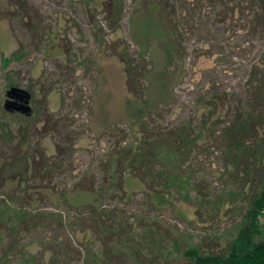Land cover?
Returning <instances> with one entry per match:
<instances>
[{
	"label": "rangeland",
	"instance_id": "1",
	"mask_svg": "<svg viewBox=\"0 0 264 264\" xmlns=\"http://www.w3.org/2000/svg\"><path fill=\"white\" fill-rule=\"evenodd\" d=\"M26 1L20 9L14 1L0 0V199L23 202L34 215L47 213L36 215L37 225L17 237L0 224V258L15 240L14 249L21 245L30 257L25 264H51L54 255L59 264H186L183 252L189 246L226 251L245 199L227 197L220 209L208 202L240 182L228 176L217 133L212 137L204 130L182 170L197 201L184 200L174 189L175 201L160 203L152 193L159 181H153L155 169L127 171L114 182L108 158L135 132L143 136L127 108L130 94L148 98L154 108L146 131L165 137L184 119L201 121L208 103L201 96L225 90L232 105L243 103L253 90L251 73L264 79V4L185 0L181 27L186 33L170 59L157 12L146 3L154 0H122L116 25L109 0ZM124 52L137 70L132 90L120 58ZM11 86L30 93L29 113L6 104ZM226 110L220 103L215 120ZM18 155H29V165L39 168L23 176L28 184L15 179L27 166L12 163ZM41 158L46 166L38 165ZM79 177H85L84 186ZM114 184L118 189L95 204L122 215L128 229L97 237L80 211L95 201L91 185ZM65 190H71L70 202L63 198ZM261 222L264 226V214ZM14 249L0 264H21Z\"/></svg>",
	"mask_w": 264,
	"mask_h": 264
},
{
	"label": "trees",
	"instance_id": "2",
	"mask_svg": "<svg viewBox=\"0 0 264 264\" xmlns=\"http://www.w3.org/2000/svg\"><path fill=\"white\" fill-rule=\"evenodd\" d=\"M11 1H14L20 9L27 3L26 0ZM135 1L141 3L146 0ZM258 1L264 4V0H256V2ZM184 2L186 1L154 0L146 2L147 5H150L149 10L157 12L158 23L156 26L170 59L175 57L174 52L177 51V47L179 49L183 35L186 33V29L181 27ZM146 3L145 7L147 8ZM122 10V0H109L108 11L113 25H116L117 15L121 14ZM120 58L124 62L129 89L132 90L137 70L126 52L120 53ZM256 74L252 72L250 75L248 81L253 90L243 103L240 101L237 105H232V101L228 99L229 94L225 90L201 96L202 103L208 98V103H204L207 107L205 106L201 121L195 125L192 119H184L179 124L173 125L166 137L161 135L162 133L154 135L148 134L146 131V118L154 108L148 98L139 94L127 96V108L131 118L135 120L136 126H140L139 130L143 136L138 131L135 132V138L124 143L120 142L114 149V153L108 158V166L115 169L114 182L123 178L127 171L155 169L153 181H156V178H159V181L156 182L157 190L152 189V193L160 203L168 201V204H172L175 198H172L170 193L174 189H177L176 194L184 200L197 201L198 197H192L190 193L191 185L189 184L191 182L182 170L187 169L189 155L197 148L198 141L205 129L210 130L212 137L216 133L218 134L215 139L218 142L219 154L223 159L228 176L232 179L237 177L240 180L236 189L230 190L228 194L220 193L218 197L208 200L211 208L220 209L225 205L227 197L241 196L245 199L241 218L235 227L237 232L229 239L227 250L207 252L196 246H189L183 252L187 258L186 264H264V226L261 222V216L264 214V79L258 81ZM220 103L227 105V110L222 115H230L224 119L219 113L215 120V113ZM22 161H25L27 166L24 172L15 175V179L19 177V185L24 182L28 184V181H23V176L38 168L37 165L36 167L33 164L29 165V155H18L12 163ZM38 165L46 166L45 158H41ZM84 178H78V183L83 186ZM114 189H118L116 184L106 189H96L94 185H91L90 190L95 193V201L88 203V210L80 211L86 220L92 222V228L98 235L97 237L119 235L128 229L125 227L122 215H119L115 210L103 209L101 203L95 204V202L102 201V198L109 192H114ZM70 193L71 190H65L63 198L69 201ZM31 209L29 210V207L23 202L17 201L12 204L7 200L0 199V224L9 229L8 231L14 237H17L21 231L28 232L31 227L37 225L35 219L46 212L36 211L38 213L36 216L32 214ZM68 215L70 217L69 213ZM68 215L65 219L64 215H60L62 216L60 219L67 220ZM146 226L148 224L144 225L145 228ZM90 233L92 234V232ZM17 244L19 245L15 240L10 248L14 249ZM54 244L55 246L52 247L55 250L58 244ZM10 248L1 256L0 262L8 257ZM14 250L18 253L21 264L30 260V257L25 256L26 251L23 246L20 245L19 249ZM51 264H59L57 256L52 257Z\"/></svg>",
	"mask_w": 264,
	"mask_h": 264
},
{
	"label": "water",
	"instance_id": "3",
	"mask_svg": "<svg viewBox=\"0 0 264 264\" xmlns=\"http://www.w3.org/2000/svg\"><path fill=\"white\" fill-rule=\"evenodd\" d=\"M7 94L10 97L8 99V102L6 104H13L15 103L13 100H11L12 96H16L18 98L21 99V103L20 106H15L16 108L22 109L25 112H30L31 107L29 104L30 101V93L25 90L24 88L18 87V86H11L8 90H7Z\"/></svg>",
	"mask_w": 264,
	"mask_h": 264
},
{
	"label": "flooded vegetation",
	"instance_id": "4",
	"mask_svg": "<svg viewBox=\"0 0 264 264\" xmlns=\"http://www.w3.org/2000/svg\"><path fill=\"white\" fill-rule=\"evenodd\" d=\"M11 100H13L15 103H13L12 105H14V106H20V103L23 101H21V99L20 98H18V97H16V96H12L11 97ZM19 109V108H18Z\"/></svg>",
	"mask_w": 264,
	"mask_h": 264
}]
</instances>
